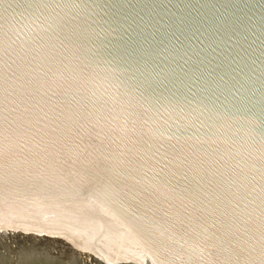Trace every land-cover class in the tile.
Here are the masks:
<instances>
[{"label":"water","instance_id":"obj_1","mask_svg":"<svg viewBox=\"0 0 264 264\" xmlns=\"http://www.w3.org/2000/svg\"><path fill=\"white\" fill-rule=\"evenodd\" d=\"M0 264H264V0H0Z\"/></svg>","mask_w":264,"mask_h":264}]
</instances>
